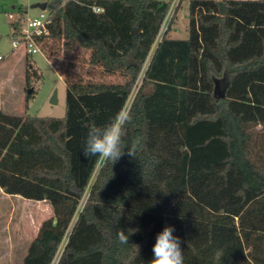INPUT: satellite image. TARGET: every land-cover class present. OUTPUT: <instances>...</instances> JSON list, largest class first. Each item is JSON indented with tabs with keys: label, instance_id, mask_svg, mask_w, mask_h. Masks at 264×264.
Wrapping results in <instances>:
<instances>
[{
	"label": "trees",
	"instance_id": "1",
	"mask_svg": "<svg viewBox=\"0 0 264 264\" xmlns=\"http://www.w3.org/2000/svg\"><path fill=\"white\" fill-rule=\"evenodd\" d=\"M170 4L47 1L42 52L61 45L75 67L82 52L119 81L68 80L62 117L0 108V188L53 212L24 264H149L166 226L184 264H264V0H191L188 37H168V25L156 42ZM122 106L136 158H86L88 128Z\"/></svg>",
	"mask_w": 264,
	"mask_h": 264
},
{
	"label": "rangeland",
	"instance_id": "2",
	"mask_svg": "<svg viewBox=\"0 0 264 264\" xmlns=\"http://www.w3.org/2000/svg\"><path fill=\"white\" fill-rule=\"evenodd\" d=\"M39 1L43 0H0V55L3 56L0 61V108L4 113L17 116L62 117L66 111L68 80L83 76L90 81L116 82L119 81V77L107 75L99 66L90 68L87 56L82 52L76 55L80 61H76L75 67L68 61L61 45L53 48L51 57L43 52L27 56L13 50L9 14L18 16V8L23 7L28 10L30 16H36L40 8L32 5ZM161 1L171 2L172 9L156 42L163 36L168 25L170 26L168 37L187 38L191 0ZM70 54L72 51L69 49L68 56ZM140 79L133 89L131 99L139 88ZM28 88L33 89L30 96H27ZM55 91L57 100L53 103L51 99ZM52 213L51 205L46 201L7 194L0 189V264H24V257L31 241L37 235L41 223L51 217ZM60 254L61 247L56 260Z\"/></svg>",
	"mask_w": 264,
	"mask_h": 264
},
{
	"label": "clouds",
	"instance_id": "3",
	"mask_svg": "<svg viewBox=\"0 0 264 264\" xmlns=\"http://www.w3.org/2000/svg\"><path fill=\"white\" fill-rule=\"evenodd\" d=\"M133 121V114L129 107L122 106L104 125L92 124L88 128L83 155L97 157L103 162H117L127 149V155L136 158L141 144V138H134L130 145L124 142L126 125ZM173 226H166L156 237L153 245V259L149 264H184L183 248L180 238L173 235ZM121 243H128V237L123 231L117 233Z\"/></svg>",
	"mask_w": 264,
	"mask_h": 264
},
{
	"label": "built area",
	"instance_id": "4",
	"mask_svg": "<svg viewBox=\"0 0 264 264\" xmlns=\"http://www.w3.org/2000/svg\"><path fill=\"white\" fill-rule=\"evenodd\" d=\"M47 1L48 0H43L39 2L47 3ZM170 9H172V7ZM94 10L96 12H101L103 9L95 7ZM9 18L11 20H17L18 16L10 13ZM52 20V13L47 8V5L44 9L40 8V12L36 16H30L27 10L20 21L18 31L11 34V44L13 50H20L27 56H32L35 53L42 52V40L50 35ZM2 59L3 56L0 55V61Z\"/></svg>",
	"mask_w": 264,
	"mask_h": 264
},
{
	"label": "water",
	"instance_id": "5",
	"mask_svg": "<svg viewBox=\"0 0 264 264\" xmlns=\"http://www.w3.org/2000/svg\"><path fill=\"white\" fill-rule=\"evenodd\" d=\"M32 7H39V8H46V2H36L32 5ZM32 88H29L28 89V92L31 93L32 92ZM224 95V93H222V96ZM56 91L53 93V96H52V99H51V102H56Z\"/></svg>",
	"mask_w": 264,
	"mask_h": 264
},
{
	"label": "crops",
	"instance_id": "6",
	"mask_svg": "<svg viewBox=\"0 0 264 264\" xmlns=\"http://www.w3.org/2000/svg\"><path fill=\"white\" fill-rule=\"evenodd\" d=\"M18 51H20V50H18ZM22 54H23V52L22 51H20ZM24 55V54H23ZM2 191H3V189L2 188H0ZM4 192V191H3Z\"/></svg>",
	"mask_w": 264,
	"mask_h": 264
}]
</instances>
